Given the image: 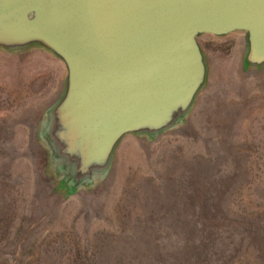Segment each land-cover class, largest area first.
<instances>
[{"label":"rangeland","instance_id":"rangeland-1","mask_svg":"<svg viewBox=\"0 0 264 264\" xmlns=\"http://www.w3.org/2000/svg\"><path fill=\"white\" fill-rule=\"evenodd\" d=\"M198 42L184 121L124 135L73 193L45 132L65 66L0 47V264H264V65H244L243 31Z\"/></svg>","mask_w":264,"mask_h":264},{"label":"water","instance_id":"water-1","mask_svg":"<svg viewBox=\"0 0 264 264\" xmlns=\"http://www.w3.org/2000/svg\"><path fill=\"white\" fill-rule=\"evenodd\" d=\"M245 32L264 65V0H0V47L38 45L66 68L46 136L76 192L104 175L126 134L184 121L206 82L204 33Z\"/></svg>","mask_w":264,"mask_h":264}]
</instances>
